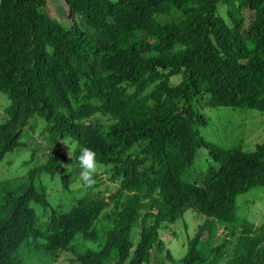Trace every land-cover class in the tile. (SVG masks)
Segmentation results:
<instances>
[{
  "label": "trees",
  "instance_id": "1",
  "mask_svg": "<svg viewBox=\"0 0 264 264\" xmlns=\"http://www.w3.org/2000/svg\"><path fill=\"white\" fill-rule=\"evenodd\" d=\"M64 1L68 29L41 12L46 0H0V92L9 100L0 164L25 147L34 118L51 135L46 164L16 188L1 184L0 264H21L27 247L50 263L70 253L75 264H151L154 249L165 251L160 231L188 210L206 221L182 260L168 253L171 263L246 264L256 235L246 223L235 238L236 200L264 189V144L253 153L208 146L198 135L207 123L198 107L264 114V0ZM130 56L135 61L125 62ZM65 141L75 145L78 165L81 149H90L115 190L40 226L34 207L50 206L35 182L56 175ZM204 148L218 170L202 185L190 183L183 174ZM97 228V250L76 252V238Z\"/></svg>",
  "mask_w": 264,
  "mask_h": 264
},
{
  "label": "rangeland",
  "instance_id": "2",
  "mask_svg": "<svg viewBox=\"0 0 264 264\" xmlns=\"http://www.w3.org/2000/svg\"><path fill=\"white\" fill-rule=\"evenodd\" d=\"M41 12L46 13L64 29L73 25L64 0H46ZM219 14L227 20V10L222 5L219 6ZM117 25L128 30L136 28L127 22L117 21ZM124 61L133 62L135 58L130 56ZM172 84L181 85L179 78L174 77ZM8 105V97L0 92V117L3 116ZM200 107L198 110L205 116L207 123L199 130L198 135L208 146L222 151L240 149L244 153H253L257 146L264 144V114L249 109ZM45 128L46 125L42 120L34 118L24 129L22 142L25 147L8 154L0 164V188L4 182H10V189L16 188L29 172L48 162L51 135L45 133ZM59 146L60 156L65 158L61 161V168L55 176L42 174L35 182L37 188L46 189L47 202L50 206L47 210L34 207L40 226L45 225L53 213H68L78 205L99 199L101 195L107 199L115 190V185L108 180L106 169L97 164L92 174L94 184L91 187L87 186L79 175L83 169L75 163V145L65 141ZM210 170H218V165L213 161L210 151L204 148L198 152L194 166L185 171L183 177L190 183L202 185ZM1 199L0 189V201ZM236 205L238 228L234 230L235 238L242 234L246 223L253 227L252 232L256 235V240L249 249L246 264H259L260 251L264 252V189L256 188L239 196ZM205 221L204 216L188 210L174 224L165 226L160 231L165 251L161 254L154 249L151 264H173L167 259L168 253L175 261L182 260L187 254L189 240L197 234ZM151 224V217L145 216L144 225L149 227ZM99 229L92 231L87 237L78 236L72 244V247L76 246V252L97 250L101 240ZM139 240L140 231L135 229L131 234L132 252L138 247ZM17 258L21 264H75L72 263L75 259L73 254H64L57 262L50 263L31 247L21 250Z\"/></svg>",
  "mask_w": 264,
  "mask_h": 264
},
{
  "label": "clouds",
  "instance_id": "3",
  "mask_svg": "<svg viewBox=\"0 0 264 264\" xmlns=\"http://www.w3.org/2000/svg\"><path fill=\"white\" fill-rule=\"evenodd\" d=\"M79 165L83 169L79 175L80 178L86 183L87 186L91 187L94 184L92 174L96 169V162L94 153L88 148H82L81 154L78 157Z\"/></svg>",
  "mask_w": 264,
  "mask_h": 264
}]
</instances>
